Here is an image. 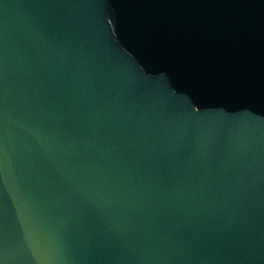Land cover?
I'll use <instances>...</instances> for the list:
<instances>
[{"label": "water", "instance_id": "95a60500", "mask_svg": "<svg viewBox=\"0 0 264 264\" xmlns=\"http://www.w3.org/2000/svg\"><path fill=\"white\" fill-rule=\"evenodd\" d=\"M0 264H264V0H0Z\"/></svg>", "mask_w": 264, "mask_h": 264}]
</instances>
